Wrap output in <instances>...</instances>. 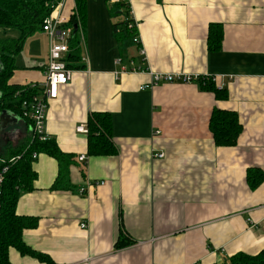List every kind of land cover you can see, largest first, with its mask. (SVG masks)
I'll use <instances>...</instances> for the list:
<instances>
[{
	"label": "crops",
	"instance_id": "0c3cea01",
	"mask_svg": "<svg viewBox=\"0 0 264 264\" xmlns=\"http://www.w3.org/2000/svg\"><path fill=\"white\" fill-rule=\"evenodd\" d=\"M123 1L129 14L116 18L115 0L87 1L84 68L74 70L47 111L48 138L75 158L74 190L52 191L58 163L38 154L34 190L16 208L38 219L24 242L54 264H228L238 253L257 255L264 249V183L251 190L246 174L264 171V0ZM74 8L68 0L65 15ZM121 21L135 23L139 43L134 38L120 50L113 26ZM212 24L223 30L217 52L208 50ZM12 33L3 32L17 39ZM42 35L45 57L37 56L36 36L28 39L29 56L17 57L13 84L45 82L50 43ZM154 73L215 78L229 98L217 101L199 81L142 89ZM214 109L238 114L243 132L235 147L214 145ZM5 112L0 157L8 161L32 133L31 124ZM96 112L112 116L115 156L89 155L87 135L76 131ZM120 234L130 246L116 248ZM9 257L12 264H45L15 249Z\"/></svg>",
	"mask_w": 264,
	"mask_h": 264
},
{
	"label": "trees",
	"instance_id": "16d2710c",
	"mask_svg": "<svg viewBox=\"0 0 264 264\" xmlns=\"http://www.w3.org/2000/svg\"><path fill=\"white\" fill-rule=\"evenodd\" d=\"M50 1L33 0H2L0 1V30H13L19 33L17 39H0V111H11L22 118L23 102L38 94V90L30 86H21L12 83V78L18 70L16 59L23 50L28 39L43 32L45 19L52 9ZM88 0H75L76 13L71 15L70 26L78 22L82 27L86 21ZM112 0H106L111 2ZM110 14L117 17L120 14H129V5L123 0H115L110 8ZM114 36L120 50L123 46L138 36L133 21H121L113 26ZM223 30L220 25L212 24L208 31V50L217 52L221 49ZM71 52L66 58L67 68L80 70L84 68L81 47L77 33L71 41ZM203 90L213 93L217 101H226L229 94L220 90L210 80H200ZM26 124L28 119L22 118ZM88 127V154L91 156H115L117 149L112 141L113 121L109 113H92L87 121ZM209 130L216 147H235L243 132V126L236 112L214 109L212 111ZM45 154L55 159L59 166L58 176L51 190H74L70 183V168L74 164V156L63 153L53 139L44 142L35 140L28 146L15 152L12 158L20 157L18 161L9 165L5 174L3 192L0 196V264H12L9 251L17 250L22 256L30 257L45 264H54L52 259L43 253L30 248L23 240V232L35 229L38 219L35 217L20 216L16 212L18 201L23 193L34 190L37 173L33 169L35 160L33 154ZM246 181L251 190L257 189L264 183V171L258 168L247 170ZM131 242L120 234L117 249H123ZM228 264H264V249L257 255L238 253L232 256Z\"/></svg>",
	"mask_w": 264,
	"mask_h": 264
},
{
	"label": "built area",
	"instance_id": "2783aa9c",
	"mask_svg": "<svg viewBox=\"0 0 264 264\" xmlns=\"http://www.w3.org/2000/svg\"><path fill=\"white\" fill-rule=\"evenodd\" d=\"M68 0H57L51 3L52 9L50 15L45 19L43 25V33L49 39L50 47L48 54V63L46 69V80L41 85H33L37 89L38 94L23 102L22 118L28 119L31 123L32 140L46 141L47 135V111L50 102L58 98L59 89L67 85L73 77L74 70L67 68L66 58L71 52V41L74 37V28L70 26V17L65 15V9ZM73 13H76L74 8ZM78 27L77 36H79V46L85 47L84 33L81 23L75 24ZM135 43H139L138 37L134 39ZM138 70L134 69V72ZM125 72V71H124ZM151 83L143 86L142 89L155 87L164 83H185L191 84L200 80H210L215 82V78L190 76L186 74H171V73H154L151 75ZM77 133L88 135L87 125H80L76 128ZM164 155L157 154L156 157L162 158ZM38 154H33V159L36 160ZM20 157L12 158L8 161L0 157V196L3 192L5 174L9 170V165L18 161ZM86 160L85 156L79 158L80 162ZM104 184V183H102ZM101 184V185H102ZM80 227L85 228L86 223L80 224Z\"/></svg>",
	"mask_w": 264,
	"mask_h": 264
},
{
	"label": "rangeland",
	"instance_id": "374dc122",
	"mask_svg": "<svg viewBox=\"0 0 264 264\" xmlns=\"http://www.w3.org/2000/svg\"><path fill=\"white\" fill-rule=\"evenodd\" d=\"M4 30H0V38L1 39H6L8 37H6L4 34H3ZM10 36H16V37H19V33L18 32H14L12 34L9 35V38ZM36 38L35 40L37 41V56L39 57H45V48H46V38L42 35V33H39L37 35H35ZM24 47H25V44H24ZM24 47H23V50L21 51V53L19 55L23 56L25 55V57H28L29 56V53L27 50H24ZM26 49V48H25Z\"/></svg>",
	"mask_w": 264,
	"mask_h": 264
},
{
	"label": "water",
	"instance_id": "95a60500",
	"mask_svg": "<svg viewBox=\"0 0 264 264\" xmlns=\"http://www.w3.org/2000/svg\"><path fill=\"white\" fill-rule=\"evenodd\" d=\"M2 1V0H0ZM33 1H50V0H33ZM78 31V27L74 26V33H77ZM1 69V68H0ZM7 112L5 111H0V123H6V119L8 118V116L5 114ZM6 125H3V127L1 129H4Z\"/></svg>",
	"mask_w": 264,
	"mask_h": 264
}]
</instances>
